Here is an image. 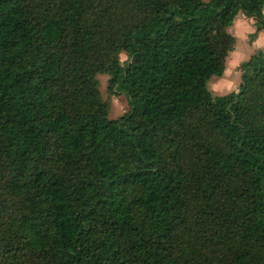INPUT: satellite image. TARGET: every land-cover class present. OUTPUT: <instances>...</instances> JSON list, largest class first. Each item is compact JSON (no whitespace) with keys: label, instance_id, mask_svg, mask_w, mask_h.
Segmentation results:
<instances>
[{"label":"trees","instance_id":"1","mask_svg":"<svg viewBox=\"0 0 264 264\" xmlns=\"http://www.w3.org/2000/svg\"><path fill=\"white\" fill-rule=\"evenodd\" d=\"M263 6L0 0V264H264V50L208 86Z\"/></svg>","mask_w":264,"mask_h":264},{"label":"rangeland","instance_id":"2","mask_svg":"<svg viewBox=\"0 0 264 264\" xmlns=\"http://www.w3.org/2000/svg\"><path fill=\"white\" fill-rule=\"evenodd\" d=\"M256 30L255 18L247 17L239 12L234 19L232 26L227 31L235 37L233 50L229 51L225 59V70L221 77L213 76L208 83L214 95L225 94L230 91H237L241 82V63L247 60L257 50H264V28L258 31L255 36L252 33ZM120 61L126 60L125 52L119 54ZM107 74H98V89L103 101L108 103V117L116 119L121 117L128 110V98L124 93L112 94L107 88Z\"/></svg>","mask_w":264,"mask_h":264},{"label":"crops","instance_id":"3","mask_svg":"<svg viewBox=\"0 0 264 264\" xmlns=\"http://www.w3.org/2000/svg\"><path fill=\"white\" fill-rule=\"evenodd\" d=\"M262 11H263V13H264V6H263V10H262ZM261 32H262V31H260V33H261Z\"/></svg>","mask_w":264,"mask_h":264}]
</instances>
